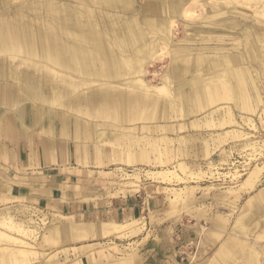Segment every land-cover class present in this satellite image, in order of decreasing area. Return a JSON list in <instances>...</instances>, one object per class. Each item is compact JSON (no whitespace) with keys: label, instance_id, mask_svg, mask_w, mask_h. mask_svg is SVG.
Returning a JSON list of instances; mask_svg holds the SVG:
<instances>
[{"label":"crops","instance_id":"crops-1","mask_svg":"<svg viewBox=\"0 0 264 264\" xmlns=\"http://www.w3.org/2000/svg\"><path fill=\"white\" fill-rule=\"evenodd\" d=\"M242 1L246 5L259 2ZM8 2L2 1L0 11V218L21 221L30 228L33 224H47L41 234L43 244L58 240L62 234L70 241L119 235L109 226L117 223L134 228L145 217L160 219L167 204L166 214L174 213L175 199L167 196L162 184L146 182L140 187L134 174L121 165L156 164L158 159L150 158L147 148L134 150L143 139L138 133L167 127L146 124L155 115L166 118L172 110H178L186 116L223 98L235 100L241 110L247 108V93L253 100L246 80L252 69L249 65L242 67L241 60L242 56L252 61L257 57L250 50L247 32H240L246 42L242 56L199 52L193 58L195 48L182 51L186 47L172 48V43L179 15L187 18L186 9L194 12L188 19L201 15L203 7L200 11L193 8L197 0H149L140 9L156 16L140 20L136 15H127L135 10L134 0H77L72 6L66 0H19L12 5ZM11 7L15 9L10 11ZM255 13L259 29L256 36L261 44L259 71H263V78L264 22ZM164 46L166 55L170 47V63L161 84L153 85L145 77L146 83L139 82L136 75L142 65ZM5 56L15 60L14 64ZM25 100L33 106H24ZM233 112L231 107L225 113L219 108L211 109L206 126L235 122ZM191 124H195L194 120ZM182 127L184 124H180ZM228 133L231 131L227 130ZM145 139L154 146V138ZM191 139L178 138L183 152ZM105 145L113 147L112 162L119 164L118 169L126 174L122 175L126 181L120 182V186L116 185L117 167L102 161ZM225 154L223 151L224 158ZM170 157L171 154L167 155L169 160ZM212 163H208L209 170L218 169ZM147 170L175 172L166 167ZM174 176L170 180H156L171 181ZM260 176V172H252L241 183L240 190L253 189ZM135 182L137 186L133 185ZM134 190L137 191L126 193ZM228 191L239 195V190ZM187 192V204L195 203L193 191ZM256 198L258 201L254 202ZM246 206L236 217L230 236L226 237L229 229L225 217L210 218L207 230L222 235L223 240L208 264L264 261V245L259 242L260 236H264V185ZM14 211H23V217L13 216ZM189 226L193 225L187 223L183 229L185 235L195 231ZM198 232L204 235L200 246L203 249L207 239L205 227L199 226ZM12 245L0 247V264H9L4 258ZM131 259L101 254L95 264H132Z\"/></svg>","mask_w":264,"mask_h":264},{"label":"rangeland","instance_id":"rangeland-1","mask_svg":"<svg viewBox=\"0 0 264 264\" xmlns=\"http://www.w3.org/2000/svg\"><path fill=\"white\" fill-rule=\"evenodd\" d=\"M2 1L0 0V11L3 9ZM8 1L9 5H12V3L19 0ZM66 1L70 6L77 2V0ZM148 1L134 0L135 10L128 11L127 15L129 17L136 15L139 20L146 16L155 17V13L140 9L147 5ZM233 1L197 0L193 8L199 10L203 7L201 15L193 19L184 18L181 15L177 17L176 30H174L173 35L175 42L172 43V48L186 47L182 51L191 50L190 47L195 48L193 58H196V53L199 52L217 56L219 52L238 53L242 56L246 49V42L240 32H247L250 42L248 45L251 46L250 50L254 52L253 57L256 55L257 57L252 61L249 57L242 56L243 60L241 61L243 63L242 67L249 65L252 69L251 76H247L246 80L248 92L252 91L253 93V100L248 97L247 93V108L242 110L236 106L237 102L235 100L223 98L206 108H197L196 113L190 115L185 116L178 110H172L166 118H163L162 115H155L153 118L148 119L149 122L146 124L155 126L166 124L167 127L163 130L153 128L152 131L138 133L137 135L143 136V139L140 145L134 147V150L141 151L147 148L150 151L149 157L155 160L158 159L156 164L141 162L139 165H121L125 167L126 172L139 176L140 187L146 182L162 184L167 196L169 195L175 199L174 206H176V209H174V213L170 216L166 214L169 207V204H167L166 212L161 218L158 217L160 219L155 220L152 217L150 219L145 217L142 220L144 224L140 223L142 229L132 235L114 234L108 237L92 239L87 237L70 241L62 234L59 235L58 240L52 239L43 244L41 243V234L47 224H33L36 231L32 234L28 233V235L14 229L3 228L8 233L28 242L29 245H27L28 248H26L25 253L32 260L22 264H46V262H53L54 260L57 261L55 264H95L101 254L110 253L115 256L132 257V264L209 263V257L217 251L223 240L222 235L210 234L211 232L207 230L206 227L211 220L210 218L215 217L218 219V215H222L221 218L225 217L227 219V229H229L226 237L230 236L231 227L234 225L236 217L242 210L247 208L246 202L254 198L260 187L264 185V169H260L264 168V76L261 78L263 71H259L260 57L258 51L261 49V44L257 41L256 34L259 29L256 28L257 23L255 20L256 11L257 15L263 18L261 21L264 22V0H258L257 4L249 3V5H246L242 0ZM84 3L88 4V2ZM12 9L15 8L11 7L10 11ZM119 13L123 14L120 11ZM5 58L7 59V56ZM7 60L13 64L15 62V60L12 61L11 57ZM248 61H250L249 64H247ZM169 63L170 47H168L166 56L156 60L154 64L148 65L145 79L153 85H160L162 82L161 77L168 68ZM193 63L195 65L197 62L194 61ZM11 82L14 81L8 83L12 84ZM23 103L27 107L33 106L30 100H25ZM228 107L234 110L233 118L235 122L222 126H206V116L211 109L217 110L219 108L225 113V109L227 110ZM98 120L102 121L100 118ZM192 120L195 124H191ZM139 122H142V120H137V123ZM180 124H184L185 127L180 128ZM227 130H230L231 133L226 134ZM234 130L235 132H233ZM184 136L192 138L187 142L188 146L184 147L185 152L179 147L180 142L178 141V138ZM146 137L155 139L153 147L147 144L148 139L146 140ZM206 144L209 146L208 151H206ZM253 145H255L254 148ZM104 147L106 151L101 155L102 161L104 160L108 165L117 167L116 185L117 183L119 185L120 182L126 181L122 178V175L126 176V174H123L125 172L122 169H118L119 164H113L114 161L112 162L113 147L111 145H105ZM223 151L227 153L225 158L223 157ZM170 154L169 160L167 155L170 156ZM160 158L163 160L162 163L159 161ZM181 161H184L183 165H180ZM209 161L213 162V168L216 166L220 169L209 170ZM163 167L175 170L176 175L171 181L156 180L147 174V169ZM252 172H260V181L251 190H240L241 183ZM188 189L189 191L192 190L196 197L195 203L189 205L185 200L189 193L187 192ZM229 189L239 190V195L235 194L236 191H228ZM256 201H258V198L254 200V202ZM11 214L23 217V211H21V214L18 211L11 212ZM198 214H201V217ZM42 217L47 219L45 215ZM51 222L54 224V220ZM187 223H191L193 226L189 227H193V231H195L192 234L185 235L183 229ZM262 223H264V218ZM170 226L173 228L169 229ZM199 226L205 227V234L207 235L203 249L200 246H202L201 242L204 241V231L202 230L203 234L201 232L196 233ZM211 235L212 237H210ZM259 240L260 244L264 245V236H260ZM171 242L175 244L167 247L172 245ZM89 243L91 244L84 248L83 245ZM158 243L160 244L159 247H157ZM10 244H13L9 247L11 252H19L20 246L18 244L7 240L0 241V247ZM158 253V262L155 263L154 257ZM262 256L264 257V249ZM146 257L148 258L147 261H145ZM262 264H264V261H262Z\"/></svg>","mask_w":264,"mask_h":264},{"label":"bare ground","instance_id":"bare-ground-1","mask_svg":"<svg viewBox=\"0 0 264 264\" xmlns=\"http://www.w3.org/2000/svg\"><path fill=\"white\" fill-rule=\"evenodd\" d=\"M184 15H185V17L190 18V17L194 16V12L189 10V9H186ZM172 28H175V24H174L173 21H172ZM32 47H33V45H32ZM164 48H165V46H164ZM164 48L162 47L155 54H153V55L151 54L152 56L149 57V59L142 65V67L140 68V71L136 75L137 78L139 79V82L146 83L145 79H144V77L146 75V72L148 71V69H146V68L144 69V67H146V65L154 64L156 62V60L162 59L164 56H166V48L165 49ZM252 147L254 148L255 145H253ZM219 169H217V170H219ZM147 174H149L154 179L161 178V179H164V180H170L172 178L171 176L176 175L175 172L170 171V170H162V171H150V170H147ZM134 178L139 180V176H137V175H134ZM137 182H135V184L133 183V185L137 186ZM137 223L139 224L140 222L137 221ZM138 224H136V227H134V228H131L127 224H117V223H115V224H113V225H111L109 227L111 228L112 231H115V232L119 233V235H125V234L132 235V234L138 233L142 229ZM30 227L28 225H24L23 222H21V221H15L13 219L0 218V239L1 240H7L8 242H13V243L18 244L20 246L19 252H11L9 249H8L9 250L8 252L6 251L7 255H6V257L4 259H5V261H7V263L9 262V264H11V263L22 264L23 262H28L31 259L28 256H26L27 254L25 253L26 250H27L26 248H28L27 245H29L28 242H26L23 239L18 238L16 236L8 233L3 228L14 229V230H17L20 233H24L25 235H28V233H31L32 230H33L32 229L33 227L32 228H30ZM29 236L31 237L30 234H29ZM191 242H195V241H191ZM46 264H55V263H54V261L53 262L52 261H48Z\"/></svg>","mask_w":264,"mask_h":264}]
</instances>
